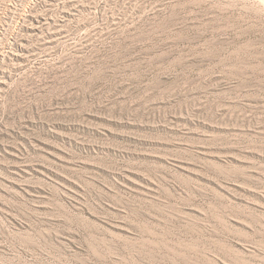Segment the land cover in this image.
I'll return each mask as SVG.
<instances>
[{"label": "rangeland", "instance_id": "374dc122", "mask_svg": "<svg viewBox=\"0 0 264 264\" xmlns=\"http://www.w3.org/2000/svg\"><path fill=\"white\" fill-rule=\"evenodd\" d=\"M0 264H264V0H0Z\"/></svg>", "mask_w": 264, "mask_h": 264}]
</instances>
